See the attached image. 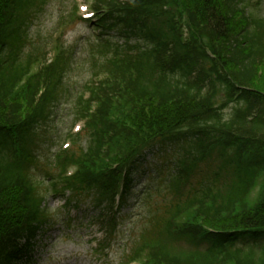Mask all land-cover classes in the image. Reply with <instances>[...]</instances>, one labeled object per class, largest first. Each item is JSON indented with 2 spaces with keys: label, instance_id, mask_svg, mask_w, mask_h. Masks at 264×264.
Returning <instances> with one entry per match:
<instances>
[{
  "label": "trees",
  "instance_id": "1",
  "mask_svg": "<svg viewBox=\"0 0 264 264\" xmlns=\"http://www.w3.org/2000/svg\"><path fill=\"white\" fill-rule=\"evenodd\" d=\"M89 1L95 79L73 106L84 129L46 182L32 173L38 130L75 64L64 29L82 19L76 4L61 9L53 42L37 45L51 0H0V264H17L53 223L48 195L111 208L119 195L120 209L141 160L171 145L183 150L177 172L124 264H264V0Z\"/></svg>",
  "mask_w": 264,
  "mask_h": 264
},
{
  "label": "rangeland",
  "instance_id": "2",
  "mask_svg": "<svg viewBox=\"0 0 264 264\" xmlns=\"http://www.w3.org/2000/svg\"><path fill=\"white\" fill-rule=\"evenodd\" d=\"M50 4L33 24L31 33L37 45L49 44L51 36L53 42L57 15L61 9L67 12L72 4H78L80 16L91 12L82 9L83 6H89L86 0H51ZM92 35L96 36L93 28L80 19L69 23L64 29L61 42L73 46L75 64L53 117L38 130L40 161L32 170L36 179H45L47 182V174L57 172L54 166H51L56 153L72 140L70 134L82 128V123L73 125V106L76 94L85 90L84 86L90 79H95L92 74L95 69L91 67L93 59L86 45ZM112 35L119 43L123 42L119 34L113 32ZM46 50L48 58H52L53 43L48 45ZM164 149L159 154H149L144 162H141L139 172L133 176L134 191L128 196L126 205L120 212H112L109 215L118 217L116 231L112 237L108 236L105 227L101 228L98 219L94 220L100 208L89 203L86 206L82 204L79 211L72 209L68 212L67 208L60 206L64 203V198L48 195L44 204L53 214L54 221L39 232L27 256L17 264H124L129 248L148 226V217L154 212L153 208L164 203V185L169 181L170 175L174 174L175 162L183 152L179 146L171 145ZM149 191L155 192L151 201L145 204V201H149L146 199ZM159 191L161 193H158Z\"/></svg>",
  "mask_w": 264,
  "mask_h": 264
}]
</instances>
